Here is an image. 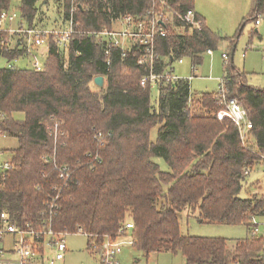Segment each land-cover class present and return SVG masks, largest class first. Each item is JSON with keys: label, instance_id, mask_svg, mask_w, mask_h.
Masks as SVG:
<instances>
[{"label": "trees", "instance_id": "1", "mask_svg": "<svg viewBox=\"0 0 264 264\" xmlns=\"http://www.w3.org/2000/svg\"><path fill=\"white\" fill-rule=\"evenodd\" d=\"M13 1L0 0V16ZM49 1L20 0L21 24L36 27ZM57 1L63 2L65 24L76 8V33L66 55L50 35L41 70L0 68V132L18 141L13 167L0 180V213L7 212L18 226L30 223L41 230L45 224L54 232L81 233L91 254L92 244L100 248L107 237L118 239L120 229L132 223L125 235L131 232L133 246L147 258L171 253L182 254L187 264H264L262 240L250 237L230 246L224 238L184 236L180 230L184 211L198 212L201 223L249 229L253 216H264L263 195L247 189L241 197L245 172L264 161V90L249 85L233 64L225 66L228 95L253 123L250 145L244 147L235 124L218 120L223 106L216 93L194 97L187 80L161 82L154 105L151 86L140 84L146 73L137 63L140 51L122 57L112 49L108 57L94 36L125 16L171 12L174 20L156 42V71L184 57L196 66L224 39L199 15L201 30L181 21L177 14L194 10V0ZM252 11L253 21L264 15V0H253ZM11 39L9 31H0V57L15 61L27 55L22 41L12 45ZM97 76L106 78L105 88L95 85ZM156 126L154 143L150 133ZM96 132L103 133V145ZM155 158H163L169 171ZM56 166L68 167L67 183ZM252 185L259 187L260 181Z\"/></svg>", "mask_w": 264, "mask_h": 264}, {"label": "rangeland", "instance_id": "2", "mask_svg": "<svg viewBox=\"0 0 264 264\" xmlns=\"http://www.w3.org/2000/svg\"><path fill=\"white\" fill-rule=\"evenodd\" d=\"M19 6L20 0H14L10 11L17 13L18 19L8 25V28L24 30L27 27L25 24H21ZM63 10L62 1L50 0L42 8L39 15L40 23L37 28L52 31L65 30L67 25L63 20ZM194 10L205 19L210 30L224 40L220 41L215 50H212V54L207 52L203 54L201 64L194 66L190 57H184L183 63L176 60L171 65V68L174 69L173 73L181 79L189 80L192 78L190 80L192 95L197 97L205 93H216L220 87V80L225 77L224 68L227 64H233L237 69L246 73L249 85L264 90V20L258 26L252 20L254 17L253 0H194ZM175 28L177 31L181 30L178 27ZM11 34L12 45L19 41H22L23 45H27L25 42L27 37L24 32ZM62 53L66 55L64 51ZM223 54L228 55V63H225ZM46 59L47 45L33 46L28 55L15 61H8L6 58L0 57V68L33 69L36 60L43 67ZM158 98L159 91L156 87L151 91V100L154 105ZM15 118L23 120L24 115L16 114ZM158 131L159 126L151 130L150 139L154 143L157 142ZM17 147V139L0 137V151L3 152V155L0 156V162L11 158L12 151ZM154 161L160 165L162 171H169V166L163 158H155ZM263 178L264 163H261L247 177L241 197L247 196V189L254 193L256 186H253L252 183L263 181ZM258 223L262 233V220H258ZM180 230L184 236L224 238L228 240L230 246L251 237V231L245 225L201 223L199 213L192 211H184L180 214ZM65 240L67 245L65 258L55 264H104L100 254L88 252V241L85 235L81 233L67 234ZM119 240L125 242L132 240L131 232ZM11 246L9 239L4 242L0 241V250L9 249ZM45 257H53V253L47 251ZM116 262L117 264H187L182 254L159 253L147 258L141 251L128 243L123 245L122 252L116 257Z\"/></svg>", "mask_w": 264, "mask_h": 264}, {"label": "built area", "instance_id": "3", "mask_svg": "<svg viewBox=\"0 0 264 264\" xmlns=\"http://www.w3.org/2000/svg\"><path fill=\"white\" fill-rule=\"evenodd\" d=\"M75 6H72L70 10L69 19L66 24L65 30H46L39 29L37 27L28 28L24 30L8 28L12 22L18 19L17 13L5 11L0 16V31H9L10 33L24 32L27 37L25 42L27 45L22 46L27 50V55L30 53L33 46L40 47L47 45V37L55 35L59 48L61 51H66L70 39L73 34L76 33L74 13ZM181 21L186 25H189L191 29L201 30L203 22L198 19L195 10H188L185 14H177ZM174 20V13L171 12H152L147 14L143 18H135L133 16H125L118 20L116 26L111 30H103L95 33V38L102 42L106 46V55L109 57L112 49H119L121 56L125 57L128 52L133 49L140 51L138 58V65L142 66L145 70V75L142 77L140 84L145 87L150 85L151 88H156L161 82L164 84L173 83L176 84L181 79L175 75L169 66L164 72H157L156 66L159 61V54L156 50V42L160 37H165L166 23ZM264 20V15H259L255 21V25L258 26ZM121 25V28H120ZM119 27V28H118ZM208 54H212V50L207 51ZM223 58L225 63H228V55L224 54ZM179 63H183V59L178 60ZM110 64V60L108 61ZM13 68V67H10ZM33 68L41 70V64L39 61H35ZM190 78L187 81H190ZM227 89V80H220V87L215 94L216 99L219 100L223 108L217 113V118L220 121L230 120L238 129L240 139L244 147H248L251 141V131L253 129V123L249 119L248 111L235 99L229 97ZM3 115H0V119ZM59 125L56 124L54 127V133L57 136ZM0 137H6V135L0 132ZM94 138L103 145L105 137L102 132H96ZM3 152L0 151V156ZM88 157L91 154L87 155ZM98 160V156L95 157ZM264 160V158H263ZM264 163V161L262 162ZM13 167L11 158L5 159L0 162V180L3 179L7 172ZM59 172L60 180L67 183L71 177V173L67 166L60 167L56 166ZM246 175H250L251 171L247 170ZM57 189V188H56ZM255 194L264 196V178L260 181L259 187H255ZM253 193V194H254ZM50 215L53 214L55 205H51ZM258 220H262L263 232L260 231V224ZM133 229L132 223H127L125 227H122L119 231V238L112 239L107 237L103 245L98 248L96 244H92V248L97 254H100L104 264H117L116 257L122 252V247L125 243L133 245V240L121 241L126 237V232ZM251 237L263 241V250L261 252L262 259H264V216H253L251 219ZM68 233L66 232H54L51 226L43 225V229L36 230L32 224L28 223L25 226L16 225L10 218L7 212L0 213V241L6 238L12 239V248L9 251L4 249L0 250V264H43L50 263L55 264L57 261H62L65 257L67 250L65 237ZM45 250H52L54 252L53 257H45Z\"/></svg>", "mask_w": 264, "mask_h": 264}, {"label": "crops", "instance_id": "4", "mask_svg": "<svg viewBox=\"0 0 264 264\" xmlns=\"http://www.w3.org/2000/svg\"><path fill=\"white\" fill-rule=\"evenodd\" d=\"M196 11V10H195ZM196 13L200 16V17H202L201 15H200V13H198L197 11H196ZM203 18V17H202ZM204 19V18H203ZM205 20V19H204ZM40 23V21H38V24ZM38 24H37V26L36 27H39L38 26ZM41 25H43V23H41ZM61 27V26H60ZM48 28V27H47ZM45 29V28H44ZM224 55V54H223ZM172 69V68H171ZM195 70V69H194ZM172 71L174 72V69H172ZM176 75V74H175ZM189 84H190V81H189ZM190 91H191V89H190ZM217 93V92H216ZM7 239H9V241H10V244L12 245V239L11 238H6V239H4L2 242H4V241H6ZM12 248V246L9 248V249H7V248H4V250H6V251H9L10 249ZM47 251H50L51 253H53V256H54V252L52 251V250H45L44 249V253L46 254L47 253ZM67 251V250H66ZM90 253V252H89ZM66 254V253H65ZM91 254V253H90ZM152 255H156V254H152ZM65 258V257H64ZM64 260V259H63ZM62 260V261H63ZM59 262H61V261H57L56 263H59ZM43 264H50V263H43Z\"/></svg>", "mask_w": 264, "mask_h": 264}, {"label": "water", "instance_id": "5", "mask_svg": "<svg viewBox=\"0 0 264 264\" xmlns=\"http://www.w3.org/2000/svg\"><path fill=\"white\" fill-rule=\"evenodd\" d=\"M257 32V30H256ZM94 83L95 85L98 87V88H105V85H106V78L103 77V76H97L95 79H94Z\"/></svg>", "mask_w": 264, "mask_h": 264}]
</instances>
